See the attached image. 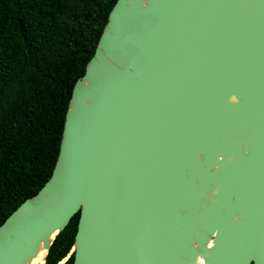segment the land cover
<instances>
[{"label": "water", "instance_id": "95a60500", "mask_svg": "<svg viewBox=\"0 0 264 264\" xmlns=\"http://www.w3.org/2000/svg\"><path fill=\"white\" fill-rule=\"evenodd\" d=\"M77 212L73 264H264V0L116 1L0 264Z\"/></svg>", "mask_w": 264, "mask_h": 264}, {"label": "trees", "instance_id": "16d2710c", "mask_svg": "<svg viewBox=\"0 0 264 264\" xmlns=\"http://www.w3.org/2000/svg\"><path fill=\"white\" fill-rule=\"evenodd\" d=\"M116 1L0 0V225L51 177L74 85ZM79 218L46 264H73Z\"/></svg>", "mask_w": 264, "mask_h": 264}, {"label": "bare ground", "instance_id": "6f19581e", "mask_svg": "<svg viewBox=\"0 0 264 264\" xmlns=\"http://www.w3.org/2000/svg\"><path fill=\"white\" fill-rule=\"evenodd\" d=\"M47 251L45 249H42L38 255L32 259L30 264H45V256H46ZM63 261V260H62ZM65 261V260H64ZM63 263V262H62ZM200 264L203 263V260L200 259Z\"/></svg>", "mask_w": 264, "mask_h": 264}]
</instances>
